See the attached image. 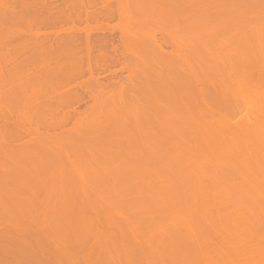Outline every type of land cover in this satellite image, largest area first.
<instances>
[{
	"label": "bare ground",
	"instance_id": "6f19581e",
	"mask_svg": "<svg viewBox=\"0 0 264 264\" xmlns=\"http://www.w3.org/2000/svg\"><path fill=\"white\" fill-rule=\"evenodd\" d=\"M0 264H264V0H0Z\"/></svg>",
	"mask_w": 264,
	"mask_h": 264
},
{
	"label": "rangeland",
	"instance_id": "374dc122",
	"mask_svg": "<svg viewBox=\"0 0 264 264\" xmlns=\"http://www.w3.org/2000/svg\"><path fill=\"white\" fill-rule=\"evenodd\" d=\"M113 21H114L113 23H115L116 20H113ZM111 24H112V20H111ZM67 25H68V24H67ZM81 25H82V23H81ZM77 33H79V31H78ZM81 34H82V32H81ZM112 35H113V34H112ZM112 35H111V39H112V40L114 39V36L117 38L116 33H114V36H112ZM109 36H110V33H109L108 37H109ZM106 37H107V35H106ZM108 37H107V38H108ZM116 38H115V39H116ZM108 39H109V38H108ZM111 39H109V40H111ZM115 39H114V40H115ZM116 40H117V39H116ZM116 40H115L114 42H116ZM110 42H112V41H110ZM112 44H113V42H112ZM112 63H113V66H114L115 64H117L116 62H115V64H114V62H112ZM117 65H118V64H117ZM117 65H116V66H117ZM111 66H112V65H111ZM111 66H110V62H109V67H110V69H112ZM96 71H97V70H96ZM96 71L93 73L94 76H96L97 74L100 75V73H101V74H102L101 76L104 78V74H106L105 72H104V74H103L102 71L99 72V70H98V71H97L98 73H97ZM95 73H96V74H95ZM125 73H126V72H125ZM123 74H124V72H123ZM101 76H99V77L101 78ZM107 76H108V78H109V74H107ZM107 76H106L105 78H107ZM111 77H112V76H111ZM111 77H110L109 79H112ZM100 78H99V79H100ZM103 78H101L100 80H103ZM109 79H108V80H109ZM104 80H105V79H104ZM129 161H130V159H127V160H126V162H129ZM126 192H127V193H131V192H133V189H130L129 191H126Z\"/></svg>",
	"mask_w": 264,
	"mask_h": 264
},
{
	"label": "flooded vegetation",
	"instance_id": "af4514ba",
	"mask_svg": "<svg viewBox=\"0 0 264 264\" xmlns=\"http://www.w3.org/2000/svg\"><path fill=\"white\" fill-rule=\"evenodd\" d=\"M100 33H98V35H99ZM118 67V66H117ZM113 69V68H112Z\"/></svg>",
	"mask_w": 264,
	"mask_h": 264
}]
</instances>
